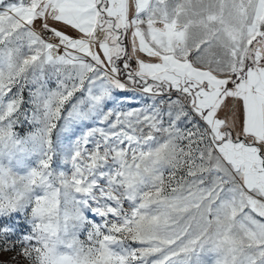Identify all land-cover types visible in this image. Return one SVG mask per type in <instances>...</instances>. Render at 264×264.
<instances>
[{
  "label": "snow or ice",
  "instance_id": "snow-or-ice-1",
  "mask_svg": "<svg viewBox=\"0 0 264 264\" xmlns=\"http://www.w3.org/2000/svg\"><path fill=\"white\" fill-rule=\"evenodd\" d=\"M0 264H264V0H0Z\"/></svg>",
  "mask_w": 264,
  "mask_h": 264
}]
</instances>
